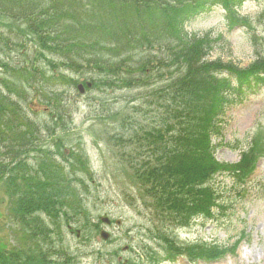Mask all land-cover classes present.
<instances>
[{
    "label": "trees",
    "instance_id": "trees-1",
    "mask_svg": "<svg viewBox=\"0 0 264 264\" xmlns=\"http://www.w3.org/2000/svg\"><path fill=\"white\" fill-rule=\"evenodd\" d=\"M247 1L0 0V55L4 56L0 68L8 71L0 75V180L11 198V219L22 230L26 248L8 249L0 243V264H50L51 254L57 253L51 234H56L60 217L66 218V204H72L68 202L71 185L63 186L59 180L55 152H44L32 143L36 127L24 120L12 99H20L22 89L41 82L43 68L55 74L66 67L81 77L89 73L94 86L104 79L108 87L150 89L145 94L155 101L158 122L138 126L140 136L134 129L129 142L120 134L107 139L114 141L112 147L151 200V219L187 225L194 218L214 215L219 188L211 181L219 172L235 170L214 159L224 112L242 91L264 83V67L223 72L219 61L208 60L204 37L190 35L184 27L219 7L229 28L242 26L247 33L249 25L240 18L242 23H235ZM19 51L21 59L15 55ZM139 51L164 56L153 60L145 56L137 69L143 84L133 86L138 78L132 70L136 63H128ZM127 52L131 57L118 61ZM219 73L227 77L220 83V92ZM151 82L161 86L151 88ZM115 115L110 111L104 119L115 120ZM135 144L137 148L147 144L148 157H142L140 149H121L125 145L133 149ZM60 145H54L57 154ZM194 250H187L190 260L200 258L191 256L197 254ZM182 254L174 250L166 258Z\"/></svg>",
    "mask_w": 264,
    "mask_h": 264
},
{
    "label": "rangeland",
    "instance_id": "rangeland-1",
    "mask_svg": "<svg viewBox=\"0 0 264 264\" xmlns=\"http://www.w3.org/2000/svg\"><path fill=\"white\" fill-rule=\"evenodd\" d=\"M237 15L235 23L242 20L250 26L249 32L243 27L229 28L219 7L184 27L188 34L204 37L208 60L219 61L223 72L264 67V0L247 1ZM21 53L15 55L21 59ZM122 56L118 61L131 57L128 52ZM145 56L147 53L139 51L129 60L128 66L136 63L132 70L134 75L138 74L133 86L143 84L137 69ZM148 56L159 59L164 55ZM0 57L4 61V56ZM43 69L41 82L22 89L20 99L13 96L12 99L24 120L36 127L32 143L44 152H55L54 162L62 175L59 180L63 186L71 185L68 202L72 204H66L67 216L60 217L56 234H51L52 247L57 253L51 254L50 264H154L153 259H164L166 253L172 254L174 250L183 253L176 264H264V89L241 102L237 96L238 103L224 112L220 145L214 157L216 163L235 170L232 178L220 173L211 181L219 188L214 215L208 219L194 218L187 225L182 221L172 225L151 219V200L124 157L112 147L114 141L107 139L120 134L125 136L123 141L129 142L138 126L158 122L155 101L150 102L145 94L150 89L108 87L105 85L108 80L104 79L94 86L89 73L81 77L66 67L59 68L55 74ZM6 72L0 68V75H7ZM218 80L219 91L220 83L223 85L227 77L219 73ZM153 86L161 83L151 82L150 87ZM110 111L116 114V121L104 119ZM218 141L214 138L213 144ZM57 142L62 145L59 154L54 149ZM121 149L126 152L140 149L144 158L150 151L147 144L138 148L135 144L133 149L125 145ZM239 178L246 185L236 183ZM6 192L0 180V243L8 249L25 250V238L11 219V198ZM103 218L109 224L101 222ZM103 232L107 234L105 238L100 236ZM188 249H195L197 254L191 256L200 258L190 261ZM214 259L217 261L212 263Z\"/></svg>",
    "mask_w": 264,
    "mask_h": 264
},
{
    "label": "water",
    "instance_id": "water-1",
    "mask_svg": "<svg viewBox=\"0 0 264 264\" xmlns=\"http://www.w3.org/2000/svg\"><path fill=\"white\" fill-rule=\"evenodd\" d=\"M103 236V238H105L106 237V235H102Z\"/></svg>",
    "mask_w": 264,
    "mask_h": 264
}]
</instances>
